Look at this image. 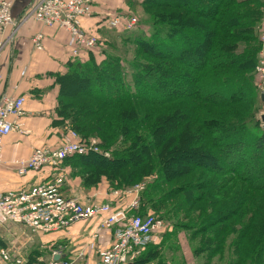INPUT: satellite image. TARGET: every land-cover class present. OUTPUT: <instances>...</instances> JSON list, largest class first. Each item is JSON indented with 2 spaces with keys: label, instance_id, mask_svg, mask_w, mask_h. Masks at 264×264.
<instances>
[{
  "label": "trees",
  "instance_id": "obj_1",
  "mask_svg": "<svg viewBox=\"0 0 264 264\" xmlns=\"http://www.w3.org/2000/svg\"><path fill=\"white\" fill-rule=\"evenodd\" d=\"M142 4L150 30L127 36L132 55L111 38L100 39L98 29L99 44L107 47L103 58L97 48L83 50L56 74L55 123L86 142L98 139L102 151L70 155L61 165L87 190L129 188L156 174L135 213L189 232L204 264L222 257L228 242V264H264V125L258 118L264 100L252 79L264 0ZM174 85L188 90L172 92ZM186 153L221 159L226 167L184 163ZM155 235L127 264L159 254ZM22 256L24 264L49 258L38 242Z\"/></svg>",
  "mask_w": 264,
  "mask_h": 264
},
{
  "label": "built area",
  "instance_id": "obj_2",
  "mask_svg": "<svg viewBox=\"0 0 264 264\" xmlns=\"http://www.w3.org/2000/svg\"><path fill=\"white\" fill-rule=\"evenodd\" d=\"M14 1L0 0V36L7 35L0 42V79L3 75V49L30 20L66 31L71 56H78L83 50L98 48V36L83 26V19L94 12V0H31L19 18L13 15ZM137 22L136 17L128 21L115 17L110 20V25L129 30ZM44 40L42 31L36 32L31 39L38 51L45 49ZM260 40L261 49L254 73L264 96V12ZM25 103L23 95L7 92L0 95V169L4 138L14 132H25L21 122ZM89 151L102 152L98 139L92 138L85 142L76 130L67 128L60 145L36 147L29 158L18 161L20 175L41 171L46 167L57 171V174L52 180L29 190H0V228L7 229L10 235L6 247L0 248V264H24L22 253L28 244L20 242L22 233H28L27 237L67 232L68 236H73L71 229L79 223L83 224L82 228L89 229L88 239L78 247L60 243L54 238L49 239V242L42 241L41 248L47 249L49 258L39 256L35 264H127L153 240L154 234L164 228V220L134 212L140 207L139 195L146 188L144 183L110 194L113 198L106 201L98 197L94 200L83 199L78 194L66 191L68 180L61 163L70 155ZM105 155L109 156V153ZM122 194L123 201H119L118 196ZM128 197L133 199L126 203L125 198ZM107 232L112 237L111 242H106ZM88 253H95L96 260H88Z\"/></svg>",
  "mask_w": 264,
  "mask_h": 264
},
{
  "label": "crops",
  "instance_id": "obj_3",
  "mask_svg": "<svg viewBox=\"0 0 264 264\" xmlns=\"http://www.w3.org/2000/svg\"><path fill=\"white\" fill-rule=\"evenodd\" d=\"M30 1H14L13 15L15 18L22 15L24 8ZM106 11V6L100 0H94V12L83 19L84 28L92 32L100 29L103 26L101 19ZM38 31H42L45 35V49L43 51L36 50L31 41L33 35ZM6 36H0V42ZM70 56L68 33L56 27H45L35 20L28 21L19 30L15 39L3 49L1 54L3 75L0 79V95L3 92L23 95L26 98V103L25 114L21 119L25 132H14L4 138L0 190H29L41 183L52 180L53 176L57 174V171L46 167L41 171H29L26 175H20L18 173V161L29 158L36 147L60 145L63 139L62 136L67 132L68 127L55 123L59 119L56 113L58 86L49 73L66 68ZM63 171L67 175L64 168ZM67 180L66 191L78 194L83 199L94 200L95 197H98L104 200L108 195L107 188L87 190L81 187L79 178L67 175ZM112 198L108 195L106 199ZM131 200L132 197L125 198L126 203ZM82 227V223L74 225L71 229L73 236H68V232L54 233L49 236L33 235L22 237L20 242L27 243L28 245L25 248L27 249L37 242L42 246V241L49 242V239L54 238L60 243L64 242L72 247H78L88 239L89 235V229ZM107 234L106 242H111L112 237L109 232ZM0 235L10 237L9 231L3 228H0ZM5 241L8 242L7 239ZM87 258L88 260H96L97 255L88 253Z\"/></svg>",
  "mask_w": 264,
  "mask_h": 264
},
{
  "label": "rangeland",
  "instance_id": "obj_4",
  "mask_svg": "<svg viewBox=\"0 0 264 264\" xmlns=\"http://www.w3.org/2000/svg\"><path fill=\"white\" fill-rule=\"evenodd\" d=\"M102 4H104L106 6V13H103V26L100 28L101 30L99 31V38L100 39H106V38H111V40H113V42H115L117 44V47H119V50H121L123 53L126 52L127 50V54L128 55H132L133 54V49L134 46L131 44L132 40L130 38H128L127 36L131 37L133 34L139 33L141 31H149L150 28L148 25L143 24V20L147 19L148 16L146 14L143 13L144 7L143 4L144 0H100ZM147 12H150L149 10L146 9ZM262 12H264V5H263V10ZM115 17H120L123 18V20L128 21L129 18L131 17H136L138 19L137 24L134 26V28L132 29H125V28H116V27H112L110 25V20L112 18ZM105 21H108L107 23ZM147 21V20H146ZM262 21H263V16H262V20H261V24H260V29L259 31H257V36L258 39L261 38V26H262ZM92 32V31H91ZM124 33L130 34V35H126ZM94 34H96V30L94 31ZM127 37V38H126ZM261 41V40H260ZM105 49H107V47L105 46ZM103 45L98 44V48H97V52H98V60H101L103 58L102 52L103 50H105ZM259 53V52H258ZM258 57V56H257ZM68 62V61H67ZM67 71V65L66 68H63L62 70H58L55 71L51 74L52 78L55 80L56 78V74L57 73H65ZM50 74V73H49ZM254 76H252V79L254 80L255 83V88H256V92L258 93V96H260V98L262 97V94L259 90L258 87V79L255 76V73L253 71L252 73ZM168 90H170V87L168 88ZM183 90H188V86L185 85H174L172 87V92L173 91H183ZM263 101V100H262ZM264 111V103L260 109V111L258 112V118L260 119V122L262 125H264V121H262V114ZM74 130V129H73ZM65 134V133H64ZM79 135L81 136V134L79 133ZM64 137V135L62 136ZM82 138V136H81ZM83 139V138H82ZM84 141V140H83ZM86 142V141H85ZM105 153H110V152H105ZM110 156V154H109ZM215 158L214 161L208 160V159H204L201 153H186L183 156V162L184 163H193V162H202V164H206L208 165L207 167H205V169L207 170H211L210 166H218L221 168L226 167L225 165H223V162L221 163V159H217ZM204 160L206 163L204 162ZM242 163L246 162L245 158L242 159L241 161ZM225 163V162H224ZM200 165V164H199ZM210 167V169H208ZM154 174L153 176H148L144 179V181H140L139 183H144L147 187L148 183L150 181H152V179L155 178ZM76 178V177H75ZM106 179L101 180V182H105ZM107 183V181H106ZM81 187L82 186V182H80ZM138 184V183H136ZM135 184V185H136ZM107 185V184H106ZM135 185L129 187V188H108V191L106 190L107 194H113L115 192H123L122 190H126V189H130L133 188ZM174 184L169 185L168 188L172 187ZM98 187V186H97ZM167 189V188H165ZM98 193V191H97ZM140 193V197H141ZM107 195V196H108ZM181 193L178 194V197H180L179 199H181ZM106 196V198H107ZM122 197H124V194H122L121 196H118V200L122 201ZM104 199V201L108 200V199ZM134 198V195H133ZM132 198V199H133ZM177 199V201L179 200ZM173 231H177L176 234H173V236L170 238H168V234H170ZM189 233L185 230H179L177 229V227H174L173 225H169L166 223L164 228H162L160 231H158L155 235V239H154V243H159L160 244V251L159 254L152 260L147 261L145 263L142 264H204L205 262V258L203 256H195L194 251H193V245L190 242V239L187 237V234ZM28 233H22L20 239L23 237H27ZM2 239H7L9 240V238L7 237H3L1 235ZM231 243L228 242L226 244V248H225V254L220 257L217 256L215 257L211 264H228L229 261L232 259V249H231ZM25 250V249H24ZM23 250V251H24Z\"/></svg>",
  "mask_w": 264,
  "mask_h": 264
},
{
  "label": "water",
  "instance_id": "obj_5",
  "mask_svg": "<svg viewBox=\"0 0 264 264\" xmlns=\"http://www.w3.org/2000/svg\"><path fill=\"white\" fill-rule=\"evenodd\" d=\"M262 100H264V96L262 95ZM262 121H264V116H262ZM56 259L58 260L59 259V257H56Z\"/></svg>",
  "mask_w": 264,
  "mask_h": 264
}]
</instances>
